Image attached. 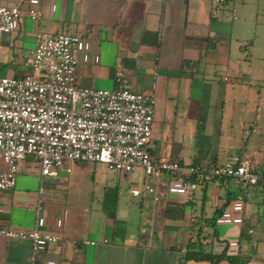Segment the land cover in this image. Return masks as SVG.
Returning <instances> with one entry per match:
<instances>
[{
	"label": "crops",
	"instance_id": "1",
	"mask_svg": "<svg viewBox=\"0 0 264 264\" xmlns=\"http://www.w3.org/2000/svg\"><path fill=\"white\" fill-rule=\"evenodd\" d=\"M0 5L21 14L16 30L2 39L11 67L0 77L27 71L23 64L37 33L75 35L78 86L153 94L149 153L154 161L204 167L238 157L264 176V0L220 5L212 0H0ZM28 11H39L40 18L30 20ZM117 70L120 83L114 82ZM29 161L39 167L26 157L18 164L15 187L0 192V230L63 238L42 243L35 264H209L184 259L191 242L213 256L264 264L262 180L248 186L216 179L186 197L180 182L162 173L166 198L154 206L147 195L129 193L142 189L143 177L139 186L123 192L106 181L97 186L93 175L92 190L104 192L110 204L97 195L74 215L61 189L80 177L87 163L74 162L68 175L57 171L47 177L52 189L43 191L38 205L39 169L32 173ZM29 253L27 240L0 236V264H28Z\"/></svg>",
	"mask_w": 264,
	"mask_h": 264
},
{
	"label": "built area",
	"instance_id": "2",
	"mask_svg": "<svg viewBox=\"0 0 264 264\" xmlns=\"http://www.w3.org/2000/svg\"><path fill=\"white\" fill-rule=\"evenodd\" d=\"M220 5L224 0H212ZM36 21L39 11H28ZM21 18L16 7L0 5V51L4 36L17 28ZM79 38L75 35H35L32 54L18 77H0V192L16 184L18 164L31 157L39 166L37 204L42 203V177L55 176L65 164L99 163L120 174L140 170L142 189H131L132 197L141 193L155 206L166 198L160 188L162 173L180 182L181 191L193 190L216 179H231L254 186L264 176L253 172L246 159L231 158L221 166L186 167L176 161H154L149 153L154 96L127 89L96 90L76 84L75 54ZM34 74L41 76L35 78ZM156 72L153 73V78ZM117 70L114 82L120 83ZM155 88L152 82L151 91ZM69 170L67 169L66 172ZM8 239L30 243L28 264H35L42 243H60L59 235L0 230ZM94 246L95 242H86Z\"/></svg>",
	"mask_w": 264,
	"mask_h": 264
},
{
	"label": "rangeland",
	"instance_id": "3",
	"mask_svg": "<svg viewBox=\"0 0 264 264\" xmlns=\"http://www.w3.org/2000/svg\"><path fill=\"white\" fill-rule=\"evenodd\" d=\"M11 64L9 63V58L7 51L5 52L4 49L0 51V76H5L4 71L7 69H10ZM11 76V75H9ZM15 76V75H14ZM35 78L40 77V74H34L33 75ZM18 77V76H16ZM155 102V100H154ZM30 162V161H29ZM32 163L31 171L32 173L35 172V170L39 169V167H36V163ZM72 163L63 166V168L59 169L58 171H63L62 173H65L68 175L71 171L70 167ZM38 166V165H37ZM69 168L68 172H65V169ZM79 169V168H78ZM77 170L76 168L72 169V174L75 175L76 173L73 172ZM142 173V172H141ZM139 170H135L134 172L127 173V174H120L118 172H113V171H108L104 165L99 164V163H87V165L83 168L82 172H80V177L74 178L71 182H68L67 187L61 189L62 190V195H60L61 198L66 200V208L67 210L72 213L78 215L82 209H86L87 206L90 203H93L95 200V196L99 195L100 200L103 201V204L108 206L110 204V199L107 196H110V192L106 194V199L105 200V195L104 192H97V190H92L95 189L92 184V176L94 175L96 178V184L97 186L101 185L100 183L103 181H106L108 187H119L121 191H125L127 188L131 186H139L140 185V178L143 177V173L141 174ZM122 175V176H120ZM38 176V174H37ZM120 176V178H119ZM124 176V177H123ZM39 177V176H38ZM119 180H118V178ZM126 177V179H125ZM47 177H42L41 178V185L43 187V190L46 189H52L51 186H47L45 184V180ZM40 179V177H39ZM59 180L61 179V176L58 178ZM57 180V179H56ZM62 180V179H61ZM67 182V181H66ZM102 190V189H101ZM108 190V189H106ZM93 192V193H92ZM66 196H65V195ZM93 194V196H92ZM79 211V213H77Z\"/></svg>",
	"mask_w": 264,
	"mask_h": 264
},
{
	"label": "trees",
	"instance_id": "4",
	"mask_svg": "<svg viewBox=\"0 0 264 264\" xmlns=\"http://www.w3.org/2000/svg\"><path fill=\"white\" fill-rule=\"evenodd\" d=\"M184 259L194 262H207L209 264H218L221 260L226 261L227 264H240L235 257L213 256L210 253H205L202 247L197 245V242H191L187 245Z\"/></svg>",
	"mask_w": 264,
	"mask_h": 264
}]
</instances>
